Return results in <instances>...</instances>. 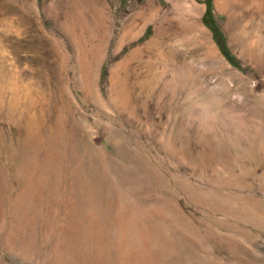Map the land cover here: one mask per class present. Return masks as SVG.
Instances as JSON below:
<instances>
[{"label": "rangeland", "instance_id": "1", "mask_svg": "<svg viewBox=\"0 0 264 264\" xmlns=\"http://www.w3.org/2000/svg\"><path fill=\"white\" fill-rule=\"evenodd\" d=\"M0 264H264V0H0Z\"/></svg>", "mask_w": 264, "mask_h": 264}, {"label": "trees", "instance_id": "2", "mask_svg": "<svg viewBox=\"0 0 264 264\" xmlns=\"http://www.w3.org/2000/svg\"><path fill=\"white\" fill-rule=\"evenodd\" d=\"M211 11H210V7H209V10L207 12V15H210ZM207 18V22L209 23L210 27L212 28V30L214 31V34H215V37L219 40V41H222V34L218 28V26L216 25V23L214 22V19L213 18H209V17H206Z\"/></svg>", "mask_w": 264, "mask_h": 264}, {"label": "bare ground", "instance_id": "3", "mask_svg": "<svg viewBox=\"0 0 264 264\" xmlns=\"http://www.w3.org/2000/svg\"><path fill=\"white\" fill-rule=\"evenodd\" d=\"M74 34V33H73Z\"/></svg>", "mask_w": 264, "mask_h": 264}]
</instances>
